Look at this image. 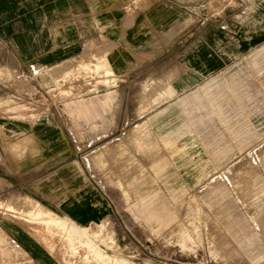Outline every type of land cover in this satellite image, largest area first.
Returning a JSON list of instances; mask_svg holds the SVG:
<instances>
[{
	"label": "crops",
	"instance_id": "obj_1",
	"mask_svg": "<svg viewBox=\"0 0 264 264\" xmlns=\"http://www.w3.org/2000/svg\"><path fill=\"white\" fill-rule=\"evenodd\" d=\"M0 63L50 95L0 116V264L155 239L264 141V0H0Z\"/></svg>",
	"mask_w": 264,
	"mask_h": 264
},
{
	"label": "rangeland",
	"instance_id": "obj_2",
	"mask_svg": "<svg viewBox=\"0 0 264 264\" xmlns=\"http://www.w3.org/2000/svg\"><path fill=\"white\" fill-rule=\"evenodd\" d=\"M242 1L236 0L237 5ZM4 77L0 71V116L15 109L22 114L25 106L50 108L49 87L29 80L31 93L20 99L19 79L8 78L11 91H7ZM239 161L228 173L217 174L203 188L191 191L184 204L175 207V220L167 223L161 236L120 245L108 227L95 228L91 242L84 239L85 232L72 231L71 238L58 237L67 246L62 260L69 264H264V141ZM33 213V219L45 218L46 227L68 229L49 212ZM50 219L54 220L50 223Z\"/></svg>",
	"mask_w": 264,
	"mask_h": 264
},
{
	"label": "bare ground",
	"instance_id": "obj_3",
	"mask_svg": "<svg viewBox=\"0 0 264 264\" xmlns=\"http://www.w3.org/2000/svg\"><path fill=\"white\" fill-rule=\"evenodd\" d=\"M97 64H98V63H97ZM104 70H105V69H104ZM39 213H40V211H39ZM33 214H34V213H33ZM40 214H41V213H40ZM40 214H39V215H40ZM36 217H37V216H36ZM40 217H41V216H40ZM40 217H39V218H40ZM45 217H46V215H45ZM52 220H54V219H50V223H51ZM47 222H48V221H46V223H47ZM51 225H52V224H51ZM125 264H126V263H125Z\"/></svg>",
	"mask_w": 264,
	"mask_h": 264
}]
</instances>
